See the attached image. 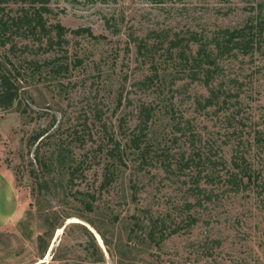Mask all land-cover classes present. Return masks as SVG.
I'll return each instance as SVG.
<instances>
[{
  "label": "rangeland",
  "instance_id": "rangeland-1",
  "mask_svg": "<svg viewBox=\"0 0 264 264\" xmlns=\"http://www.w3.org/2000/svg\"><path fill=\"white\" fill-rule=\"evenodd\" d=\"M46 7L48 27L89 28L97 38L68 33L52 49L12 28L0 43V70L17 94L11 108H0V177L13 189L0 202V264H264V0H48ZM22 9L32 11L0 0V19ZM224 31H243L247 49L216 50ZM202 47L215 62L210 87L221 93L206 108L208 88L190 79L182 59ZM57 64L67 71L55 75ZM145 108L142 157L129 145ZM196 150L226 167L244 157L250 184L232 192L202 179L208 197L196 204L188 171L176 170ZM157 218L165 233L184 226L149 243Z\"/></svg>",
  "mask_w": 264,
  "mask_h": 264
},
{
  "label": "trees",
  "instance_id": "trees-1",
  "mask_svg": "<svg viewBox=\"0 0 264 264\" xmlns=\"http://www.w3.org/2000/svg\"><path fill=\"white\" fill-rule=\"evenodd\" d=\"M22 4L27 5L32 8V11L29 13L22 9V13L12 19L10 22L0 19V43L5 45L7 41L6 35L10 32V29L19 30L23 28L24 30L30 31V33H36L38 36V40H46V44L48 48H52L54 46L62 48L66 44V35L71 33L75 36L86 35L88 37H95L89 28H77L76 30H69L63 27L61 24H55L50 27L47 26L46 20L43 17L46 12H48L47 4L48 0H20ZM10 24V25H9ZM225 35H222L223 42L216 43L215 49L218 51L224 50L227 47L225 52H231L235 48H244L247 49L248 43L245 40V34L243 31H224ZM100 38V37H99ZM210 52V53H209ZM207 51L204 47L199 49L195 56H192L190 59L182 56V59L185 60L188 66V72L190 73V79L192 81H198L204 84L209 91L208 97L204 100L203 107H212L218 104L219 99L221 97V93L218 89L210 87L212 83V77L210 66L215 65V62L212 61V51ZM53 64V63H52ZM79 64V61H78ZM55 75H59L61 73H65L67 71L66 66L55 65L53 69H51ZM17 98V94L14 90V86L10 83L9 77L1 72L0 70V108L6 110L13 106L14 101ZM225 102V99L223 100ZM151 109L145 108L143 109L144 120L142 121V126L139 130V134L134 135L130 138V147L139 151L142 157L145 156L147 152L146 146L142 148L143 138L145 135L143 133L148 128L147 123L150 120ZM42 135H37L34 142L40 139ZM112 141L111 137L109 139ZM119 149V145L117 142H114V147L110 150V157L114 160L118 157L119 154L115 153ZM201 153L199 151H194L190 154L186 159L184 157L180 158V161L177 162L178 172L188 171V178L190 184L189 187L190 195L193 197H197L195 199V203L199 204V197L205 196L208 197L207 190L200 188V181L203 179L206 184L216 183L218 182L221 185H227L232 192H237L241 188L249 185L252 178V170L249 165L246 163V159L242 156H236L231 159L230 166L226 167L225 161L216 160L212 161L209 157H201ZM36 160L38 159L36 155ZM118 159V158H117ZM42 165L46 166V161L42 162ZM170 164H166L164 167L166 171H170ZM220 166V167H219ZM218 168H220L218 170ZM212 169V172H207V170ZM217 170V173H214ZM74 171V170H73ZM206 171V173H204ZM221 171H225L224 174ZM109 172V169L108 171ZM70 174V172H69ZM73 175V172L71 173ZM110 176L109 174H105L102 186H106L109 184ZM191 205H186V207H190ZM193 218L190 219V223L193 222ZM184 221L181 220L175 227L170 229L169 233H165L167 228L165 229V221L161 219L152 220L149 223V230L147 233V240L149 243H153L158 245L161 244L165 239L169 236L176 235L181 232L184 225H182ZM193 224V223H192ZM135 227H138L137 224H134ZM187 226V225H186ZM188 227V226H187ZM163 228V229H162ZM91 244L92 249L97 250L95 246V242L93 237L91 236ZM87 250V249H86Z\"/></svg>",
  "mask_w": 264,
  "mask_h": 264
},
{
  "label": "crops",
  "instance_id": "crops-1",
  "mask_svg": "<svg viewBox=\"0 0 264 264\" xmlns=\"http://www.w3.org/2000/svg\"><path fill=\"white\" fill-rule=\"evenodd\" d=\"M12 186L9 183H5L0 177V202H4L8 198H12Z\"/></svg>",
  "mask_w": 264,
  "mask_h": 264
},
{
  "label": "bare ground",
  "instance_id": "bare-ground-1",
  "mask_svg": "<svg viewBox=\"0 0 264 264\" xmlns=\"http://www.w3.org/2000/svg\"><path fill=\"white\" fill-rule=\"evenodd\" d=\"M75 219V218H74ZM72 221V220H71ZM59 232H60V230H59ZM96 237H97V240H98V243L100 244V245H102L103 243L101 242V239L96 235Z\"/></svg>",
  "mask_w": 264,
  "mask_h": 264
}]
</instances>
